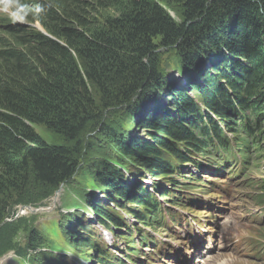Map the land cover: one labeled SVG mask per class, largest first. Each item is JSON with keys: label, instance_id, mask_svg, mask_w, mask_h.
<instances>
[{"label": "trees", "instance_id": "1", "mask_svg": "<svg viewBox=\"0 0 264 264\" xmlns=\"http://www.w3.org/2000/svg\"><path fill=\"white\" fill-rule=\"evenodd\" d=\"M22 2L23 11L17 12L25 22L11 15L0 17V223L13 204L23 201L21 197L31 181L57 190L74 176L82 155V135L91 128L101 129L105 138L118 140L120 153L124 154L120 158L117 153L113 158L116 165L107 164L109 155L88 165V169L100 171L104 186L105 199L88 200L101 222L115 220L109 200L125 212L130 204L139 205L146 212L153 209L155 203L150 194L129 187V182L134 181L127 180V172L136 167L140 172L146 169L158 178H166L187 160L179 146L200 149L199 134L215 135L221 142L222 155L228 158L234 149L247 151L250 138L259 147L264 145V0ZM164 2L181 4L185 21H196L190 34H203L206 24V30L210 29L191 51L207 38L226 43L218 58L231 72L222 70L216 56L209 53L214 65L211 70L193 74L201 62L194 55L172 67L185 77L187 82L183 83L192 84V93L177 89L169 80L161 83L167 74L150 77L155 74L150 72L157 62V56L152 57L155 39L165 36V41L175 43L179 38L176 35L187 34L162 6ZM228 14L231 16L226 22L223 19ZM37 22L46 33L31 25ZM217 26L226 35L221 32L222 36H214ZM145 76L150 92L171 88L174 98L167 107L154 102L149 114L164 116L137 120L135 125L143 133L122 141L121 126L105 123L103 113L121 104L130 105ZM200 77L203 83L199 82ZM92 88L99 92L97 99ZM41 125L58 134L63 142L45 141L36 129ZM94 148V143L88 144L86 153L91 155ZM259 153L264 155V149ZM92 185L93 181L89 182L90 190H85V194H93ZM83 189L84 186L76 192L80 201ZM75 204L82 206L77 201ZM79 213L73 216L70 227L61 231L62 240L73 243L76 249L92 247L91 240L84 236L90 232L84 225V212ZM132 214L139 217L144 213L135 209ZM39 234L33 232L28 243L34 252L32 262L49 264L48 257L38 248L45 241L54 240ZM63 249L60 244L52 251L60 253ZM54 259V263L65 262L62 256Z\"/></svg>", "mask_w": 264, "mask_h": 264}, {"label": "rangeland", "instance_id": "2", "mask_svg": "<svg viewBox=\"0 0 264 264\" xmlns=\"http://www.w3.org/2000/svg\"><path fill=\"white\" fill-rule=\"evenodd\" d=\"M161 4L173 18L178 28H181V31L187 30V34L185 36L181 34L176 35L175 38H177V36H179V38L177 39V41L175 40V43L171 42L170 39H168V41H165L163 39V37L165 36H159L155 39V49L152 53V57L157 56V62L153 63V71L150 72L151 69L149 71L150 73H155L150 76L151 78L155 75L163 76L167 74V79H164V81H162V79L161 83H164L165 80H169L171 84L192 93V84L189 82V85L187 86L185 83H183L182 80L184 81V77L178 83L174 81V78L177 77L180 72L178 70L174 71L172 67L176 64L177 66H180L183 61L188 60V57L190 58L193 57L192 55H194L195 57L198 56V59L201 60V62L199 61L198 66L196 65V69L193 74H195L198 70H211L213 69L214 65L212 63V60L210 59L211 56H209V53L213 54L214 57L216 56V62L221 66L222 70L224 68L227 72H231V69H229L228 66H225V63H222V61L218 58L219 53L225 49L224 46H226V43L224 45L218 42L216 39L213 40L211 38L212 40L209 41V39L207 38L203 42L201 40V45L199 47H196L197 51L196 49H194V52L193 50L191 51V49L195 47V43L199 41V38L203 37L205 33L207 34L210 31V29L206 30L207 24L203 28V30L206 31L203 34L196 35L195 32L190 34V29L194 25L193 23L196 21H185V14L182 11L181 4L177 2H164ZM19 5L21 6L19 7ZM17 10L23 11L22 0H0V17L3 18L11 15L17 21L25 22L24 20L26 19L19 12H17ZM229 16L231 15L228 14V16L223 20L226 19V22H229ZM207 19L209 18L207 17ZM217 22H215L214 24H217ZM33 24H35L38 28H40L41 26L38 22ZM221 32L226 35V32L222 31V28H220V26H217V30H215L213 34L214 36H222ZM222 38L223 37H221V39ZM216 76L217 75L215 74V77ZM146 78L147 76H145L143 82H141V86L135 93L133 100L129 102L130 105L121 104L115 108H110L108 111L103 113L102 117L105 123H110L113 125L118 124L119 126H121V133L119 129L118 132L123 137L122 141H129L139 133H143L141 128L135 125V122H137V120L142 121L148 117L156 119L164 116V114L159 115L157 113L152 115L149 114V111L153 109L152 107L155 106L154 102H157L159 105L161 103L165 104V106L167 107L170 103V100L174 98L172 96V94L174 93L171 88L167 90L164 89L162 92L159 90H154L156 92L152 91L154 93L150 92V84H148L147 82L149 79ZM150 81H152V79H150ZM199 82L203 83L201 77L199 78ZM179 84L185 86L180 87ZM92 92L97 99L99 92H97L94 88H92ZM154 96L155 98L152 100L151 98ZM171 114L175 116V113L171 112ZM90 125L92 126V123H90ZM36 129L48 143L56 144L63 142V139L58 134H56L52 130H49L46 126H37ZM82 136L84 138V144L81 151L82 155L79 159L77 172L74 174V176H72L70 180L62 184L57 190L31 181L26 192L21 197L23 201H17L18 203L13 204L8 209L7 214L4 216V220L0 223V264H33L32 261L34 252L30 251L32 249H30L28 246L33 232L44 234L47 240H55L51 242L45 241V244H43L40 248L37 247L39 251L44 252L45 258L48 257L46 261H48L49 264H59L58 262L54 263V258L60 256L64 257L68 261H72L74 258L72 250H75L76 246L73 243L72 245H70L66 242H63V240L61 239V231H65V228L67 229V227H70V225L68 224L74 222L73 216H75L77 212H80L79 215L84 212L85 219L89 218L92 219V222H96L95 228H97L98 231L102 233V228L104 227H102L101 224L97 223V220L95 218L96 216L92 213L93 209L88 206V200L92 197L105 199V197H103V193L101 192L104 186L101 179V174H99L100 171L95 172V169H88V165L94 164L95 161L100 162L104 159L103 157H106L107 155H109L106 158L107 164H114L115 161L113 158H116L117 153H119V155L117 156H119L120 158L124 157V154L120 153V144L118 140L111 138V136H106L105 138V135L101 132V129L91 128L87 130V132ZM145 137L148 138V136L146 135ZM90 143H94L97 148L93 149V153L91 155L86 153L87 146ZM102 145L104 147H102ZM86 155H88L90 158H87ZM124 162H127V160L125 159ZM117 166L122 167L125 165L119 164ZM250 167L252 182L257 178H264V160L259 158V160H256L255 163H251ZM124 169L126 170V167H124ZM137 170L138 168H133L131 172H128L126 174V178L127 180H133L137 184L138 181H141L142 184L139 185L140 188H152V181L155 182L159 180L164 182L163 178L155 180L154 176L150 175L147 176L146 180H143L141 175H143L144 171L139 172L136 176L133 172ZM217 173V177L209 180L210 182L215 180L223 181L225 179L226 171L222 170L220 171V173ZM97 174H99L100 176L99 179L96 177ZM204 177L205 175H203V179H205ZM247 177L248 172L242 178L240 183H237V185L233 186V196L227 199L226 205H223L222 202L218 203V208H227L229 209L228 213L221 212L220 209L208 211L209 214L212 213L214 216L211 223L217 224V229L221 232L224 239V241L217 246L216 256L211 258V260L208 261V264H264V237L261 236V231L259 229H264V204L262 205V207H260V205L252 196H235V194H238L240 192H243L245 194H252L253 192H255V188L246 187L247 183L245 181ZM91 181H93V185L91 187V192L93 194H85V190H90V187H88V185ZM164 183L166 184V182ZM204 183L205 182H202L201 184ZM137 184H132V182H129V187L134 189L136 188L135 186ZM83 186L84 189L81 193H84V195L82 196L83 200L80 201V194L78 195L76 194V192H78ZM191 191L193 193V189H191ZM194 192L198 195V197L201 196L198 191L194 190ZM158 197L161 198V195H159ZM208 198L209 195L207 194L202 197L203 200ZM84 199L87 200V203L85 205ZM76 201L78 203L80 202L82 206L75 204ZM199 208L201 207L197 202V207L193 211L199 216H204L205 213L203 211H199ZM172 209L178 215H181V218H183L180 222V226L182 227L179 226L178 228L183 232V229L185 228V225L187 223L186 219L192 217V214L194 212H189L186 207L179 206H172ZM128 219L131 222L136 221L135 218L132 217H128ZM167 220L169 221L170 218H167ZM136 223L139 225V222ZM120 227L122 229L117 230V232L128 231V229H126L124 226ZM146 230L150 231L155 237L159 238L160 240H168L170 244H174V246L178 249H185V246L181 245V247L179 245L182 239L174 241L173 238L169 237L168 233L170 232L165 231V233H163L165 234L164 236L162 235L160 230L155 231L151 227H148V229ZM105 235L108 238L110 236L107 234V232ZM185 237L187 238V236ZM114 241L116 242L117 246H113V251H117L119 254L124 252L126 248L124 240L119 237H116L115 239H108V242L110 244H112ZM60 244L64 249L61 250L60 253H54L52 251V248L59 247ZM153 247L155 248L156 245L154 244ZM118 248L122 249L118 251ZM154 248H148L144 246V252H152L150 250L156 251ZM143 257L144 256L141 255V258ZM77 259L79 262H82L84 264H92L91 262H87L81 257H77ZM161 263L163 264V262H160L159 264ZM147 264L152 263L150 261V263Z\"/></svg>", "mask_w": 264, "mask_h": 264}, {"label": "bare ground", "instance_id": "3", "mask_svg": "<svg viewBox=\"0 0 264 264\" xmlns=\"http://www.w3.org/2000/svg\"><path fill=\"white\" fill-rule=\"evenodd\" d=\"M182 74H178L177 75V77H175L174 79L175 80H179V81H181V79H182V76H181ZM185 78V77H184ZM183 78V79H184ZM187 79V78H186ZM174 80V81H175ZM182 82H187V80H185L184 79V81L182 80ZM180 85H182V84H180ZM183 86V85H182ZM185 86V85H184ZM185 146V145H184ZM176 147H177V145H176ZM189 150V149H188ZM240 151L242 152V153H245L246 155H248L249 153L245 150V149H243V148H240ZM172 154V153H171ZM177 157V156H176ZM260 158L262 159V160H264V155L262 154V153H260ZM221 161V163H223L224 162V159H220ZM173 161V160H172ZM176 161V160H175ZM250 160H248V162H249ZM216 162V161H215ZM215 162H210V163H208L207 165H210L209 167H206L207 165H205V168H207V169H209V170H207L206 169V171H204L203 173H201V175H202V177H203V175L205 174V185L208 187V181L209 180H211V179H214V178H216L217 177V172H218V169H219V165H218V163H215ZM219 162V163H220ZM228 162V161H227ZM252 163V162H251ZM225 164H228V163H225ZM189 166V164L187 163V164H185L184 165V167H188ZM176 167V166H175ZM214 170V172H210V170ZM222 171V170H221ZM128 173V172H127ZM220 173V172H219ZM199 173H196L195 175H198ZM206 186H200L199 188H198V190H204L205 188H207ZM203 193V192H202ZM144 197V196H143ZM148 207V206H147ZM170 207H172V206H170ZM226 207V206H225ZM226 209V208H225ZM187 215V214H186ZM188 217V216H187ZM183 219V218H182ZM264 219V218H263ZM184 223V222H183ZM173 225H174V227H176V223H173ZM180 227H182V226H180ZM214 228V225H212L211 227H210V229L212 230ZM156 231V230H155ZM158 231V230H157ZM158 235V234H157ZM169 237L170 238H172V237H175V235L173 234V233H169ZM205 235H203L199 240H196V241H187L186 239V237L185 236H181L180 237V239H182L181 240V243L179 244L180 246L181 245H183V246H185V249H184V251L183 252H181V253H183V255H185L184 256V258L180 261V262H172L173 264H198V260H196L195 262H188V261H190L193 257H199L200 255H202V254H204L205 252H206V246L205 245H200L199 244V241H204L205 240ZM251 238V237H250ZM61 239H62V235H61ZM115 239V238H114ZM54 240V239H53ZM211 240V239H210ZM55 241V240H54ZM256 243V242H255ZM254 243V244H255ZM55 244H56V242H55ZM174 246V244H169V245H163L161 248H160V250L162 249V248H164V249H166L165 251H163V250H161L162 251V253H161V256L159 257V260L161 261V262H165L166 261V259H168V258H170V257H178V255H171L169 252H168V249H170V248H172ZM182 247V246H181ZM261 247V246H260ZM57 248V247H56ZM154 248V247H153ZM258 248V247H257ZM264 248V247H263ZM258 250V249H257ZM264 250V249H263ZM149 251V250H148ZM154 252H156V251H154ZM251 252H253V251H251ZM216 251L215 252H213L212 253V256H211V258H213L214 256H216ZM263 253V252H262ZM261 254V253H260ZM259 254V255H260ZM264 256V255H263ZM262 257V256H261ZM80 258V257H79ZM218 258V257H217ZM211 260V259H210ZM210 260H206L205 261V263H207L208 261H210ZM264 260V259H263ZM263 260H262V262H263ZM214 262H215V260H214ZM172 263H169V264H172ZM261 263V262H260ZM211 264V263H210ZM232 264V263H231Z\"/></svg>", "mask_w": 264, "mask_h": 264}, {"label": "clouds", "instance_id": "4", "mask_svg": "<svg viewBox=\"0 0 264 264\" xmlns=\"http://www.w3.org/2000/svg\"><path fill=\"white\" fill-rule=\"evenodd\" d=\"M32 26H35L36 27V25H33V24H31ZM38 28V27H37ZM39 30H41V31H43V32H45L44 31V29L40 26V28H38ZM174 87H176L177 89H183V88H179V87H177L176 85H174ZM148 174V173H147ZM154 176V175H153ZM156 176H154V178H155ZM156 178H158V177H156ZM161 178H163L164 179V177H161ZM140 190V188L139 189H137V191H139ZM139 194H140V192H139ZM138 206L139 205H135V208L137 207L138 208ZM136 208V209H137ZM139 208H141V207H139ZM132 216L133 217H135L136 215H134V214H132Z\"/></svg>", "mask_w": 264, "mask_h": 264}, {"label": "water", "instance_id": "5", "mask_svg": "<svg viewBox=\"0 0 264 264\" xmlns=\"http://www.w3.org/2000/svg\"><path fill=\"white\" fill-rule=\"evenodd\" d=\"M46 33V32H45Z\"/></svg>", "mask_w": 264, "mask_h": 264}]
</instances>
